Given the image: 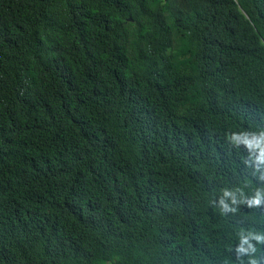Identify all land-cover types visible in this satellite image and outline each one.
<instances>
[{"label":"trees","instance_id":"trees-1","mask_svg":"<svg viewBox=\"0 0 264 264\" xmlns=\"http://www.w3.org/2000/svg\"><path fill=\"white\" fill-rule=\"evenodd\" d=\"M262 135L264 0H0V264H264Z\"/></svg>","mask_w":264,"mask_h":264},{"label":"clouds","instance_id":"clouds-1","mask_svg":"<svg viewBox=\"0 0 264 264\" xmlns=\"http://www.w3.org/2000/svg\"><path fill=\"white\" fill-rule=\"evenodd\" d=\"M237 139H239V137H237ZM264 135H262L261 139L259 141L256 142V144L254 145L255 147L259 148L260 149V153H261V157H264ZM250 147H252L253 145H249ZM232 194L230 192H225V196H231ZM235 202V201H233ZM254 203L256 204H259L260 203V199H259V193L257 194V199H255L253 201ZM221 203H223V201H221ZM225 207H227L225 205ZM255 240H257L258 242H262L264 243V236H255L253 237ZM243 244H248V239L245 238L243 240V243L242 245L237 249L238 253L240 254H245L247 253L249 250L251 251H255L254 248H252L251 245H249V247L246 249L245 247H243ZM248 264H259V261L256 260V259H252L248 262Z\"/></svg>","mask_w":264,"mask_h":264}]
</instances>
